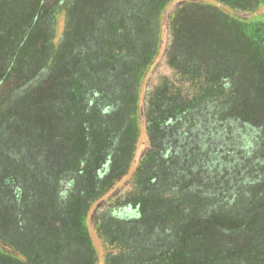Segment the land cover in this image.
Returning <instances> with one entry per match:
<instances>
[{"label": "trees", "instance_id": "16d2710c", "mask_svg": "<svg viewBox=\"0 0 264 264\" xmlns=\"http://www.w3.org/2000/svg\"><path fill=\"white\" fill-rule=\"evenodd\" d=\"M94 1L97 0H70L65 5V22L69 24L72 19V24L68 25L66 32L63 31L64 35L63 32L61 33L62 36L58 42H53L51 33L54 17L46 21L49 33L52 34V46L56 48L53 51L54 57L62 54L57 48L65 44L71 46L63 56L64 63L81 61L74 75L71 73L75 81V84L72 83L74 87L72 96H69L71 84L67 78H56L45 82L40 86L38 93L41 94L35 96L38 100H45L50 109L57 107L60 112L63 109L68 120L71 118L68 113L75 112L73 116L75 121L74 126L68 124L64 127L63 136L68 135L66 140L59 132L56 133L60 142L56 141L57 146L49 145L46 148L36 149L39 152L50 150L53 158L47 154L46 160L56 158L58 162L54 164L55 169H49L51 171L49 176L29 174L31 178L23 177V186L29 191L27 194L23 191L24 198L22 197L25 199L22 216L27 225L26 233L36 235L44 241L54 239L56 242L58 237L66 236L70 238V242L64 248L77 251L90 259L96 256V252L87 233V225L83 223L82 227L75 228L73 218L75 214L81 213L83 220H87L91 205L103 196L119 176L125 174L127 164L133 157L138 124L133 122L131 115H135L136 120H139L136 87L143 78L139 77L136 70L138 67L143 68L147 65V55L154 54L153 57H155L158 44L156 21L172 0H101L102 4H106L105 8L94 12V18L99 15L98 18L94 19L92 16L89 20L88 5L89 2ZM226 1L234 6H240L238 8L254 10L262 0ZM72 5H74V12L67 22V8L70 10ZM188 7L193 6L185 4L176 10L177 20L181 22L184 13H188L186 12ZM33 11L30 13L32 19L38 17V10ZM101 22L104 23L101 25ZM230 24L224 18L219 22V26L224 30H229ZM140 25L143 29L141 34L137 32ZM208 26L212 27V25ZM106 27L109 31L103 35L102 32ZM37 34L39 36L41 34V38L38 39L35 48L40 50L44 48L43 41L47 36L43 34L42 28H39ZM173 37L174 40L168 52V63L176 69L184 64V60L180 52L182 48L180 47L179 50V47L175 45L176 36ZM49 54L52 58V52ZM49 54H45L42 60L50 61V65L45 66L39 62L34 73L28 76V79L34 78L29 83L45 78L44 76L49 74L48 70L51 72L53 60L49 58ZM26 69L28 71V66ZM222 71H219L215 82V87H218L217 92L207 96L212 100L205 99L201 103L206 100L212 103L215 100L221 102L218 121L226 120L225 118L228 117L251 123L253 126L263 123L264 116L262 119L257 115L251 117L247 112L248 106L252 103V98L246 95L249 86L239 84L240 90H237V85L233 88L235 81L231 82L230 78L234 79V77H230L231 73L226 69ZM240 76L238 75V78ZM191 77L195 82L200 78L197 74L194 76L191 74ZM0 80L3 79L0 77ZM164 86L170 88L166 84ZM232 88L239 91L238 94H231ZM163 95L159 93V97L156 98L161 105L166 102L164 98H167V96L162 98ZM56 98L60 100L61 105L53 104ZM67 98L70 100L75 98L71 101L73 106ZM151 98L149 97L150 104ZM229 104L231 110L228 108ZM46 118L50 123L53 120L48 115ZM156 118L155 114H150L148 106L147 128L149 135H153L157 140L165 136L163 132L166 134L170 131L167 127L163 131L164 125L169 124L171 120H182L183 116H170L164 119L161 117L159 120ZM115 123L120 126L114 127ZM109 126L112 130H108ZM105 129L107 130L104 131ZM26 132L37 137L44 130L38 132L31 129ZM47 134L50 138L44 137V140L55 144L53 143L55 139L51 138L53 132ZM25 148L27 146H24L23 142L15 143V151L9 145L6 148L0 145V157L15 163L12 164L13 170L10 173L3 172L0 178V191L6 184L15 185L19 177L23 175V170L25 172L31 170L28 164L24 163V159L19 157L20 150ZM161 154V148L146 154L131 178L132 190L122 201V206L135 213L134 219L126 221V218L120 217L121 213L108 209L96 220L97 233L104 243H112L117 239L122 246L118 257L113 255L108 259L109 264L174 263L170 261V258L177 251V244L181 245L182 264H264V165L256 169L258 172H255V169L252 171L246 169L244 182L241 184L236 182L237 184L233 187L234 193L226 194L230 190L229 182H224L226 186L220 183L221 180L205 182L203 176H206L208 168H201L203 172L201 170L192 172L191 165H187L186 154L182 162H178L179 156L176 155L173 159L167 157L162 160V157H158ZM117 161L118 163L115 164ZM245 164L249 166L248 161ZM103 166L108 167V172H105L104 176L99 170ZM67 173L74 178L70 181L69 192L59 197L57 183L61 176ZM106 179L109 184L103 186ZM36 186V191H41L42 195H36L34 192ZM180 186L182 190L179 191ZM144 189L150 190V195H154L159 200L150 201L151 204H156L154 215L148 217L145 213L142 218L141 206L146 203L140 195ZM17 192L10 199L9 209L1 212L3 220H7L8 216L13 218L21 214L19 205L21 193ZM34 201L38 206L42 204L41 211L34 208ZM168 202L171 205L170 209L167 207ZM48 204H51V207L48 208ZM49 209H53L50 216ZM140 215H142L141 218ZM23 219H20V224ZM122 221L128 222L130 226ZM138 221H144L143 227H135ZM14 231L16 235L20 232L18 228ZM228 232L231 234L229 235ZM147 233H150V241L145 239ZM137 236L140 237L137 246L143 254L135 262L127 254L133 247L132 238ZM158 240H160L159 243ZM30 248L28 251L33 255L34 251ZM37 262L42 261L37 259Z\"/></svg>", "mask_w": 264, "mask_h": 264}, {"label": "rangeland", "instance_id": "374dc122", "mask_svg": "<svg viewBox=\"0 0 264 264\" xmlns=\"http://www.w3.org/2000/svg\"><path fill=\"white\" fill-rule=\"evenodd\" d=\"M69 1L0 0V77L3 79L0 80V145L4 148L9 145L15 151V143L22 144L23 142L27 148L20 150L19 154L21 155H18L31 168L29 172L23 170V175L19 177L15 185L6 184L0 191V264H109L108 259L113 255L118 257L122 246L117 239L112 243L105 244L97 233L96 220L108 209L118 211L122 214L120 217L126 218V221L134 219L135 213L130 212L126 207L124 208L122 201L132 190L131 178L137 171V165L141 163L146 154L154 152L157 148H161L162 154L158 157H162V160L167 157L173 159L176 155L179 156L178 162H182L186 154L187 165H191L192 172L201 170V168H208L206 176H203L205 182L221 180L220 183L224 186H226L225 181L229 182L230 190L226 194L234 193L233 187L237 183L244 182L246 169L249 171L255 169V172H258L256 169H259L260 165H264V121L261 120L263 123H259V125L253 123L255 126L228 117L225 118L226 120L218 121L221 113V102L215 100L212 103L206 100L201 103L205 99L212 100L207 96L217 92L216 78L220 73L219 71L226 69L231 73L230 77H234V79L230 78L231 82L232 80L235 81L233 88L237 85V90H240L239 84L249 86L246 95L252 98V103L248 106L247 112L251 117L257 115L258 117L261 116L262 119L264 116V0L254 10L238 8L240 6H234L226 0H172L156 21L155 29L158 35V44L155 57H153L154 54L153 56L152 54L147 55V65L143 68L138 67L136 70L139 77L143 78L136 87L139 120H136L135 115H131L133 122L138 124V136L135 140L133 157L127 164L125 174L119 176L103 196L91 205L87 220H83L81 213L75 214L73 218L75 228L82 227L83 223L87 225V233H89L96 256L90 259L77 251L64 248L70 242V238L66 236L58 237L56 242L54 239L44 241L36 235L26 233L27 225L22 216L23 200H25L23 199V191H26L27 194L29 190L23 186V177H30L29 174L41 175V177L49 176L51 173L49 169H55L54 164L58 161L56 158L55 160L51 159L53 157L50 155V150L39 152L36 149L38 147L39 149L46 148L49 145L57 146V142H60L56 133L59 132L62 134V138L66 140L68 135L63 136L64 127L68 124L74 126L75 121L73 117L75 112L68 113L71 115L70 120H68L63 109L61 112L57 107L50 109L45 100H38V97L35 96L41 94L38 93L40 86L56 78H67L71 84L69 96L73 95L72 83L75 84L73 75L79 68L78 63L81 60L64 63L63 56L71 45L63 44L61 48H57L62 54L56 57L53 53L56 48L52 46L53 42H58L62 34L64 35V32L68 30V25L72 24V19L69 24L65 22V5ZM185 4L193 7H188L186 11L188 13H184L181 23L180 20H177L178 17L175 16V13ZM105 6L106 4H102L101 0L89 2L88 19L90 20L92 16L94 18V12L101 11ZM73 8L74 5L70 10L67 8V22L74 12ZM32 10H34L33 12L38 10V17L32 19L30 14ZM51 17H54L53 26H51L53 42L51 40L52 34L49 33L50 30L46 22ZM223 18L231 23L229 30H224L219 26V22ZM208 25H212V27ZM39 28L43 29V34L47 38L43 41L44 48L36 50L35 44L41 38V34L40 36L37 34ZM108 31L109 29L106 27L102 34L106 35ZM141 31L143 29L140 25L137 32L140 33ZM174 35L176 36L175 45L179 47V50L182 48L180 52H182V59L184 60V64H181L179 68L176 67V69L168 63V52ZM51 52L52 58L49 54ZM45 54H49V58L53 60L51 72L48 70L49 74L44 76L45 78L29 83L34 78L28 79V76L30 73H34L39 62L45 66L50 65V61L42 60ZM191 74L200 76L199 80L195 82ZM238 75L241 76L238 78ZM165 84L170 88L163 87ZM233 88L231 94H238L239 91H235ZM159 93L164 94L161 96L162 98L167 96L164 98L166 102L163 105L159 104L156 99L159 97ZM149 97H152L151 104ZM74 99L67 98L70 103ZM100 100L102 102V98ZM228 100L230 101V99ZM53 104L61 105L58 98ZM71 106H73L72 103ZM148 106L150 107V114L157 116L156 120L161 117L164 119L181 115L183 118L182 120H171L169 124L162 126L163 131L166 127L170 131L166 134L163 132L165 136L156 140L153 135H149L147 128ZM228 108L229 110L232 109L230 104ZM46 115L53 119L51 123L47 121ZM91 118H93L92 115ZM119 123L121 124L120 119ZM119 126L118 123L114 125V127ZM31 129L38 132L44 130V132L34 137L26 132L31 131ZM109 129L112 130L110 126ZM50 132H53L51 138L55 139L53 142L55 144L49 140H44V137L50 138V135L47 134ZM6 134L7 136H3ZM47 154L51 157L50 160H46ZM19 157L17 159L20 160ZM252 160L256 161L253 162ZM247 161L249 166L245 164ZM117 163L118 161L115 164ZM166 163L168 162L166 161ZM12 164H15L12 160L0 157V178L3 172L10 173L13 170ZM165 166L168 167L167 164ZM99 170L100 174L103 173L104 176L105 172H108V167L103 166ZM201 171L203 172V170ZM73 178L70 173L61 176L59 183H57L59 197L69 192L70 181ZM106 182L107 179L103 182V186L109 184ZM36 189L37 186L34 189L36 195H42L41 191L37 192ZM180 190H182V186L179 187ZM17 191L21 193L19 205L22 212L13 218L8 216L7 220H3L1 212L4 209H9L10 199L14 193H18ZM140 197H143L144 203H146L141 206L143 216L140 215V218L141 216L144 218L145 213L148 217L153 216L156 204H151L150 201L157 202L159 198L150 195V190L147 189L142 191ZM171 200L177 203L176 200ZM33 206L40 211L42 209V204L38 206L35 203ZM170 206L168 202L167 207L169 209ZM49 207L51 204H48ZM52 210H48L49 216ZM21 216L22 218H20ZM20 219H23L22 224H20ZM122 222L130 226L128 222ZM143 222H136L135 227H143ZM17 228L20 232L16 235L13 232ZM61 228L60 225V230ZM228 234L231 233L228 232ZM149 235L150 233L145 235L147 241H150ZM139 240L140 237L138 236L132 238L133 247L131 252L127 254L135 262L143 254L137 246ZM181 240L184 239L181 238ZM157 242L159 243L160 240ZM180 246L177 244V251L170 258V261H174V263L166 264H182ZM30 247L34 251L33 255L28 251ZM37 259L42 262H37Z\"/></svg>", "mask_w": 264, "mask_h": 264}]
</instances>
